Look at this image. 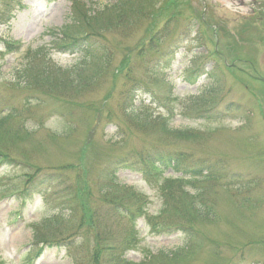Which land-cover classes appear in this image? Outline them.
Wrapping results in <instances>:
<instances>
[{"label": "rangeland", "instance_id": "rangeland-1", "mask_svg": "<svg viewBox=\"0 0 264 264\" xmlns=\"http://www.w3.org/2000/svg\"><path fill=\"white\" fill-rule=\"evenodd\" d=\"M82 1L98 9L116 0ZM6 2L15 16L9 29L0 26V109L14 107L20 117L8 125L18 135L0 136L6 156H0V264H71L69 248L81 252V264H91L92 237L84 230L74 235V222L69 231L64 222L52 230L62 232V240L71 235L66 241L79 247L65 242L40 254L32 246L35 225L52 215L51 201L61 199L64 187L85 186L94 208L105 167L150 150L217 164L226 179L237 181L233 188L218 181L203 185L218 219L196 222L185 215L196 244L172 264H264V0H149L142 16L96 39L94 47L108 55L106 65L96 75L93 67L85 71L90 82L81 88L17 74L26 61L33 62V74L41 70L39 60L28 59L29 51L41 50L50 71L69 73L81 60L74 48L59 47L60 31L70 25L71 0H0V6ZM138 82L146 88L137 86L133 106H148L149 127L132 118L123 102ZM163 121L169 135L163 134ZM178 176L166 172L147 181L121 172L118 179L133 195L126 205L141 195L146 215L153 217L167 197L165 182ZM42 177L51 179L47 190L34 186L26 191L28 199H20L18 193ZM170 185L168 211L182 213L180 185ZM133 224L136 244L124 253L131 263L181 245L179 234L155 235L142 218ZM129 228L124 217L114 219L116 239Z\"/></svg>", "mask_w": 264, "mask_h": 264}, {"label": "trees", "instance_id": "trees-1", "mask_svg": "<svg viewBox=\"0 0 264 264\" xmlns=\"http://www.w3.org/2000/svg\"><path fill=\"white\" fill-rule=\"evenodd\" d=\"M148 1L116 0L112 5L101 6L95 9L91 3L85 4L82 0H71L70 25L65 26L60 31V40L63 41V44L59 47L74 48L75 52L81 55V60L69 70V73L68 71H61L58 68L57 71H50L52 64L45 59L44 54L40 52L41 50L29 51L32 56H28V59L39 60L42 64L41 70L33 74L31 71L33 62L26 61V65L21 70H18L17 74L21 78L34 79L37 82H41V84L58 82L57 78H59L62 80L64 87L81 88L83 84L85 85L90 82L85 79L83 73L89 71L90 67H93L94 75H96L100 67L105 64L106 57L108 56H105L103 50H100V48H95L97 47L94 43L96 39H103L107 30L109 31L111 28L118 29L133 17L138 18L142 16L143 5H147ZM12 13L13 9L10 7V2H6L0 6V26H6L9 23ZM51 35L54 42H57L56 40L59 41L57 34L53 35L51 33ZM169 55L170 60H174L173 54L170 53ZM99 57H101V60H99ZM171 61L167 65L158 66L159 70L168 69ZM130 74L131 72L129 71L126 77ZM24 84L26 85L27 83L24 81ZM137 86L138 89L146 88L139 82L134 83L125 91L126 102H123L124 104L127 103L128 114L132 118H135L138 122L142 121L144 127H149L152 116L148 115V106H133V101L138 91L136 90ZM147 92H149L150 97H156L152 91L148 90ZM157 100L159 102L158 98ZM232 106V104H229L227 109L231 110ZM0 110H3L0 112V136L13 137L18 135V131L12 132L8 129V125L19 119V111L14 107H2ZM169 114H172V112L168 111L167 115ZM157 115L160 116V118L156 117L157 119L165 120L163 119L165 118L164 115ZM161 126L163 134L169 135L171 133L167 129L166 122L163 121ZM21 127L23 128V125ZM19 131H21L20 128ZM135 154V156L115 160L105 167L103 170V181L100 183L97 192L99 199H95L94 208H91L93 204V198L90 197L91 193L85 186L74 191H69V187H64L60 191L62 192L59 193L61 194V199L51 201L56 206L52 215L37 223L34 227L32 246L36 248L38 254H40L44 247L61 248L67 242V238L71 237V235H68L65 240H62L63 233L52 230L57 229L59 226L54 228L53 226L64 222L63 224H66L65 229L69 231L73 227L72 223L74 222L76 228V234L74 233V235H77V231L84 230L86 235H91L92 237L94 249H92L90 256L91 264H172L173 262L183 260L185 255L196 244V232L184 222V216L187 215L189 219L196 222H212L218 219L216 213L213 212L212 205L207 199V190L203 185L206 182L216 183L218 181V184H223L226 188H233L236 186L237 181L235 179H226L217 167V164L208 165L201 160H193L181 152L150 150ZM0 156L6 157L1 152ZM1 162L2 160H0ZM121 172L133 173L147 181L153 180L156 176H161L166 172L179 176L167 179L162 188V192L167 196L163 197L164 203L162 209L155 216L148 217L145 213V203L141 195H136V199L132 201L130 206L126 205L133 198V195L127 191L128 187L120 185L117 175ZM31 177H29L27 183L30 182ZM50 181L51 179L47 177L36 178L30 184L31 187H29L30 185L25 186L18 194H20V198L27 199V192H32L31 189L34 186L47 190V185ZM174 183L180 185L178 187V194L183 198L184 203L181 205L182 213H178L172 207L174 213L170 214L168 211V201L173 196L172 185L170 184ZM183 184L189 186L190 189L182 188ZM43 192H40V194ZM43 200L46 202V199ZM121 217H124L126 224L130 225V228L125 232L124 237L121 236L116 239L112 230L113 221L115 218ZM140 218L144 220L145 225L155 235L179 234L181 245L172 250L157 252L155 256L149 257L148 260L147 256H143V259L138 263L129 262L124 257V253L136 244L137 231L133 223ZM43 229L45 230L43 231ZM74 235L72 237H75ZM68 244L71 247H79L75 243ZM80 253V251H77V248H69L67 250V256L71 264H81L82 255Z\"/></svg>", "mask_w": 264, "mask_h": 264}]
</instances>
